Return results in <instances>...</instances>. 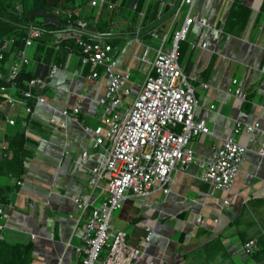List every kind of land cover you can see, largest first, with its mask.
<instances>
[{"label": "crops", "instance_id": "1", "mask_svg": "<svg viewBox=\"0 0 264 264\" xmlns=\"http://www.w3.org/2000/svg\"><path fill=\"white\" fill-rule=\"evenodd\" d=\"M238 1L248 10L242 28L227 23L234 0H195L191 7L192 14L208 23L190 25L184 41L187 46L178 60L195 87V119H203L213 131L189 140L187 147L199 158L211 155L214 146L232 133L235 121L252 124L264 107V0ZM182 9L185 13L188 7ZM111 18L124 24L116 15ZM130 39L128 34L127 39L123 36L117 41L116 69L134 68L137 78L144 79L149 62L131 61L134 45ZM190 41L195 43L192 48ZM72 54L57 62L59 68L45 91L47 103L33 106V123L26 124L25 145L30 154L19 178L22 183L7 193V201H0L5 203L0 235L12 243L31 242V264H80L77 247L85 222L105 198L107 178L92 172L102 159L81 126L102 123L97 101L108 78L103 74L88 78L89 68L80 65L77 52ZM28 67L38 72L42 68L35 62ZM142 81L127 86V103ZM237 85L244 98L233 94ZM21 106L8 107L6 114L23 123L26 114ZM75 106L80 110L73 117L61 114ZM8 128L3 122L0 139ZM233 137L247 150L228 192L201 181V168L192 162L173 172L166 191L148 197L127 196L111 212L110 225L125 231L132 245L142 244L147 228L153 231L150 240L140 246L135 264H264V249L251 258L243 249L246 241L254 239V251H259L258 239L264 241V121L253 132L241 131ZM12 183L10 177L0 178L1 186ZM75 198L86 207H78ZM223 200L228 203L221 209ZM200 229L205 232L199 233Z\"/></svg>", "mask_w": 264, "mask_h": 264}, {"label": "built area", "instance_id": "2", "mask_svg": "<svg viewBox=\"0 0 264 264\" xmlns=\"http://www.w3.org/2000/svg\"><path fill=\"white\" fill-rule=\"evenodd\" d=\"M82 1L75 0L73 7L80 6ZM194 1L145 0L143 8L136 10V0H86L85 10L90 7V15L95 21L108 12L120 17L124 24L111 18L100 29L95 22L89 23L78 16L79 9L74 11L69 8L65 9V21L62 23L28 22L24 28L25 43L20 51L9 50L15 43L14 37L0 38V59L6 52L11 55L5 76L0 70V108L5 125H12L15 120L6 114L8 107L22 105L26 114L23 124L26 125L32 121L33 106L47 103L45 91L50 78L59 68L58 63L52 62L44 75L28 79L21 89L16 85L22 68L34 62L27 56L26 50L35 38L49 34L56 47L60 43L74 41L78 44L80 65L89 68L87 77L97 79L103 74L108 78L97 101L102 110V123L95 127L81 126L91 138L92 149L99 151L102 159L92 172L106 176L107 181L105 198L92 208L84 225L82 243L77 247L80 264H135L141 254L140 246L150 240L153 231L147 228L142 244L132 245L125 231L110 225L111 212L119 209L127 196L148 197L156 191H166L178 167L184 168L197 162L201 168L198 176L201 181L228 192L247 150L233 135L241 131L253 132L264 121V107L259 119L252 124L235 121L232 133L218 142L207 158L196 157L193 150L187 147L192 137L201 133L213 134L203 119H195V87L178 61L179 42L186 39L190 25L195 21L204 26L208 24L191 13ZM184 5L188 10L182 13ZM154 6L152 18H147L149 7ZM130 12L134 13V18H125ZM48 24L54 27L49 28ZM128 34H131L129 42L134 45L129 54L131 61L149 62L140 89L129 103L126 98L130 89L125 84L130 71L116 69L118 52H112L115 46L119 51L117 41L123 36L127 39ZM155 41L156 45H151ZM205 45V42L200 43L201 47ZM189 46L192 48L195 43L190 41ZM233 83L237 84V81L234 79ZM201 85L208 87L207 83ZM233 94L244 98L241 86L237 85ZM79 110L80 107L75 106L71 110H62L61 114L71 118ZM1 145H4V140ZM21 183L19 179L17 184ZM74 202L78 207H86L80 198H75ZM227 203L223 200L220 208ZM4 213L5 203L0 202V222ZM255 248L254 239L243 244L246 253Z\"/></svg>", "mask_w": 264, "mask_h": 264}, {"label": "trees", "instance_id": "3", "mask_svg": "<svg viewBox=\"0 0 264 264\" xmlns=\"http://www.w3.org/2000/svg\"><path fill=\"white\" fill-rule=\"evenodd\" d=\"M145 0H136V10L143 8ZM75 0H0V38L14 37L15 43L11 45L9 50L15 52L23 49L25 43V26L28 22H46L56 21L62 23L65 21V9H79L78 16L83 17L89 23L95 22L96 27L102 29L111 20V13L104 12L99 20L95 21L90 15V11L85 10L86 0H83L78 7H73ZM234 0L231 11L228 17L229 26H239L242 28L248 19V10ZM154 7H149V15L147 18H152ZM264 10V1L261 5ZM49 28L54 26L48 24ZM53 37L45 34L35 38L31 47L32 60L41 65V70L38 72L35 69H29L24 66L17 78L16 85L21 89L25 81L37 75H44L52 62H62L70 53L78 51V44L74 41L68 43H60L58 47L52 43ZM185 41V40H184ZM179 42L178 60L182 55V51L186 48V42ZM57 48V49H56ZM10 52H6L5 56L0 59V70L5 76V64L10 61ZM17 96L21 97L16 91ZM2 97L0 96V101ZM248 100V99H247ZM248 107V106H246ZM4 113L0 108V127L3 124ZM29 123H33L30 121ZM26 125L20 119L15 118L14 123L9 125L8 130L4 132V145H1L3 140H0V178L10 177L13 180L12 184L0 185V201H7V193L17 187V181L24 174L26 158L29 156V149L26 147L28 137L25 134ZM204 229H200L199 233H204ZM259 251H253L249 257H254L264 249V241L257 242ZM32 243L15 242L12 243L7 239H0V264H31L32 261Z\"/></svg>", "mask_w": 264, "mask_h": 264}, {"label": "rangeland", "instance_id": "4", "mask_svg": "<svg viewBox=\"0 0 264 264\" xmlns=\"http://www.w3.org/2000/svg\"><path fill=\"white\" fill-rule=\"evenodd\" d=\"M86 10H87V12H89L90 11V7H86ZM184 12V11H183ZM127 14V17L129 18V19H133L134 18V13L133 12H130V13H126ZM147 41V40H146ZM152 45L154 46V45H156V41L155 42H152ZM32 49H33V47H28L27 48V56H30L31 55V53H32ZM118 51V47L117 46H115L114 48H113V50H112V52L113 53H116ZM69 55H73L74 56V54H72V53H70ZM8 65H9V62H7L6 64H5V66L6 67H8ZM141 81V80H143V76H141L140 78H137V73H136V70L134 69V68H132L131 70H130V77H129V80L127 81V83L125 84V86H130V83L132 82V81ZM261 264H263V263H261Z\"/></svg>", "mask_w": 264, "mask_h": 264}, {"label": "water", "instance_id": "5", "mask_svg": "<svg viewBox=\"0 0 264 264\" xmlns=\"http://www.w3.org/2000/svg\"><path fill=\"white\" fill-rule=\"evenodd\" d=\"M82 128V127H81Z\"/></svg>", "mask_w": 264, "mask_h": 264}]
</instances>
